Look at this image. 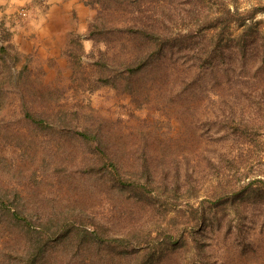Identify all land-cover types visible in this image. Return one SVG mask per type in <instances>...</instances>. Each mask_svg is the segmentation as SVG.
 <instances>
[{
  "label": "rangeland",
  "instance_id": "obj_1",
  "mask_svg": "<svg viewBox=\"0 0 264 264\" xmlns=\"http://www.w3.org/2000/svg\"><path fill=\"white\" fill-rule=\"evenodd\" d=\"M0 9V264H264V0Z\"/></svg>",
  "mask_w": 264,
  "mask_h": 264
},
{
  "label": "trees",
  "instance_id": "obj_2",
  "mask_svg": "<svg viewBox=\"0 0 264 264\" xmlns=\"http://www.w3.org/2000/svg\"><path fill=\"white\" fill-rule=\"evenodd\" d=\"M120 185L123 186V187L127 186V184L125 182H123V181H121ZM28 218H29V216H27L26 214H22L21 212L14 211L13 214L11 215L10 219L14 220L16 222V223L14 222L15 224H17V222H18V224L22 225L24 220L25 221H30ZM30 222L23 223L22 227H24V228L28 227L29 229H31ZM42 232H48V231H42Z\"/></svg>",
  "mask_w": 264,
  "mask_h": 264
},
{
  "label": "crops",
  "instance_id": "obj_3",
  "mask_svg": "<svg viewBox=\"0 0 264 264\" xmlns=\"http://www.w3.org/2000/svg\"><path fill=\"white\" fill-rule=\"evenodd\" d=\"M6 2V0H0V7L2 4H4ZM0 14H1V9H0Z\"/></svg>",
  "mask_w": 264,
  "mask_h": 264
},
{
  "label": "built area",
  "instance_id": "obj_4",
  "mask_svg": "<svg viewBox=\"0 0 264 264\" xmlns=\"http://www.w3.org/2000/svg\"><path fill=\"white\" fill-rule=\"evenodd\" d=\"M26 15H27L26 12H21V13H20V16H21V17H26Z\"/></svg>",
  "mask_w": 264,
  "mask_h": 264
}]
</instances>
